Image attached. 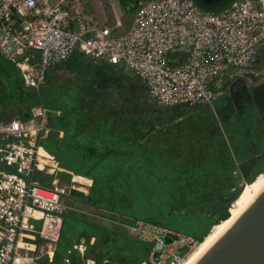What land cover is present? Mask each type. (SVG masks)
Wrapping results in <instances>:
<instances>
[{
    "label": "built area",
    "instance_id": "built-area-1",
    "mask_svg": "<svg viewBox=\"0 0 264 264\" xmlns=\"http://www.w3.org/2000/svg\"><path fill=\"white\" fill-rule=\"evenodd\" d=\"M84 5L0 0V54L24 85L39 91L51 69L70 57L131 70L158 107L210 104L227 94L233 78L264 79V0H230L218 10L195 0H144L120 33L86 21ZM49 132L39 104L26 118L19 112L0 118V264H34L40 245L49 264H109L113 247L84 238L70 237L59 258L66 195L87 185L82 174L56 164V147L51 154L40 150L50 145L43 142ZM37 171L52 175L50 186L34 179ZM128 226L151 243L150 264H180L198 243L142 218Z\"/></svg>",
    "mask_w": 264,
    "mask_h": 264
},
{
    "label": "rangeland",
    "instance_id": "rangeland-1",
    "mask_svg": "<svg viewBox=\"0 0 264 264\" xmlns=\"http://www.w3.org/2000/svg\"><path fill=\"white\" fill-rule=\"evenodd\" d=\"M142 1L85 0L82 11L86 21L110 33H118L134 17ZM195 1L201 7L215 9L230 0ZM263 63L264 58L260 64ZM89 64L95 66L81 62L62 77L52 75L47 86L53 98L59 94L70 106L76 103L71 129L97 133L110 145L111 154L97 158L96 154L87 157L78 152L76 157L70 152V146L62 142L60 154L56 152V164L94 178L106 202L105 207L111 212H119L127 219L147 218L173 233L193 239L203 238L210 230L205 237L208 240L223 224L224 221L218 224L215 221L223 216L226 204L238 203L240 195L235 199L236 190L245 184L252 185L253 181H246V178L260 168L258 158L263 157L264 161V105L245 103L239 105L240 109L229 100L224 105L212 102L188 106L182 109L189 115L187 132L182 133L178 126L171 131L164 130L157 118L158 106L142 82L140 87L127 77L128 84L125 80L121 82V78L110 79V74L118 73L111 68L105 69L109 75L104 73V77H99ZM20 76L18 68L0 54V118L11 115L17 108L15 101L19 90L14 84ZM236 78L230 81L228 88H232ZM8 79L12 86H8ZM39 105L45 110L43 102ZM64 113L65 109L60 106L51 118L58 119L59 114L63 116ZM62 135L60 131L59 138ZM97 147L96 151H101ZM41 150L51 154L49 150L52 149L41 146ZM60 174L70 176L64 171ZM51 178L52 175L42 171L34 173V179L45 187L50 186ZM74 197L76 194L66 195L69 206L63 213L60 241L71 235H81L82 230L87 237L103 236L102 226H95L93 221L87 220L86 213L71 208ZM231 206L232 213L235 207ZM82 208L86 206L83 204ZM112 232L115 264H150L149 241L122 226H113Z\"/></svg>",
    "mask_w": 264,
    "mask_h": 264
},
{
    "label": "trees",
    "instance_id": "trees-1",
    "mask_svg": "<svg viewBox=\"0 0 264 264\" xmlns=\"http://www.w3.org/2000/svg\"><path fill=\"white\" fill-rule=\"evenodd\" d=\"M21 75V74H20ZM16 83L14 84V87H17V89L19 90L18 92V97L17 100L15 101V103L17 104V108L12 112H19L24 118H26L29 114H30V109L32 106L37 105L39 103L44 104L45 110H46V114L48 116V118H46V123L48 125L51 126L50 128V132L47 135V137L43 140L44 143L46 144H50L47 147H50L49 153H53L55 152V147L57 148V152H59L62 150V146L61 143L62 142H66L67 146H70V152L74 153V156L77 157V155H75V153L81 152V154L83 156H93V154L97 155V158H101L103 155H110L111 151L109 150V146L105 140L100 139L99 135L97 133H84V132H77V130H72L70 127V123H71V117H72V112L75 110L76 108V103L73 104L72 106L69 105V101H65L66 99L63 97V95H59L55 96V98H53L51 95V89L47 86V84L43 85L39 91H36L35 89L24 85L23 80H22V76L18 77L16 80ZM6 82L10 85L8 86H12V82L8 80H6ZM60 93V92H59ZM57 101H59V104L56 103ZM258 104L263 106L264 105V99H258ZM76 102V101H75ZM60 106H62L63 109H65V113L63 116H61L59 114L58 119L56 118H51L54 116V111L57 110ZM9 116V115H8ZM56 120V123L52 122V120ZM62 131L63 135L61 138H59V132ZM85 138L86 141H84L83 139ZM83 141V142H82ZM53 145V146H51ZM83 146H87V149H82L80 147ZM97 146H103V147H97ZM107 146V147H105ZM96 147L101 150V151H96ZM74 159V158H73ZM93 160V159H92ZM95 160V159H94ZM70 165V164H69ZM68 165V166H69ZM258 165L260 166V168L255 169L254 172H252L251 177L246 178V181H253L255 178V176L264 169V161H263V157H259L258 158ZM86 169V167H85ZM239 189L236 190V194H235V199L238 196V192ZM234 199V200H235ZM231 202H228L226 204V210L223 213V216L220 218H217L215 223H221L224 220H227L230 218L231 216V210H228V208L231 206ZM229 211V212H228ZM142 219H146V220H150L147 218H142ZM152 221V220H150ZM154 222V221H153ZM214 223V224H215ZM109 232L108 237L106 238V240L102 241V244L105 246H112L113 249H115L114 246V242L112 239V233L110 230L107 231ZM210 230L207 232V234L204 235V237L202 238L201 236L197 237L196 239H199L200 242H202L205 237L207 235H209ZM62 234V233H61ZM80 235L78 236H70V237H76V239H80L79 238ZM66 239H62L61 241L59 240L58 242V246H57V252L59 257L61 258L63 256V250L65 248H67L69 246V238ZM61 239V237H60ZM89 241V240H87ZM94 243H98L96 240L94 241ZM109 243V244H108ZM115 252V251H114ZM110 254L109 257V264H115V260L117 259V257L115 256V253ZM114 254V255H113ZM96 256V254H95ZM34 264H38V263H34Z\"/></svg>",
    "mask_w": 264,
    "mask_h": 264
},
{
    "label": "crops",
    "instance_id": "crops-1",
    "mask_svg": "<svg viewBox=\"0 0 264 264\" xmlns=\"http://www.w3.org/2000/svg\"><path fill=\"white\" fill-rule=\"evenodd\" d=\"M226 4L227 3L223 4L222 6H219L218 8H215V9H217V10L222 9L224 6H226ZM204 8H206V7H204ZM132 19L125 24V26L122 28L121 32H124L128 29ZM118 33H120V32H118ZM81 62L93 63L95 66L90 65V64L89 65H90V67L92 66L93 68H95L94 72L96 74H98L99 77L100 76L104 77L103 76L104 73L109 75V73L106 72L105 69L111 68V69H114L118 73H116V74L113 73V75L110 74L109 75L110 79L117 77V78L122 79L121 82H123L124 80H125V82H127V80H128L127 78H129L132 81H134V83L138 84V86L141 87V85H142L141 81L138 79L136 74H134V72H132L131 70H129V69H127L121 65H111L108 63L98 62V61L89 62V61L82 59V58H79V57H70V58L63 60L61 63H59L57 66H55L54 68L51 69V71L48 74V79L52 75L54 77H56V76L62 77L64 75H66L67 73L71 72L72 70H75L74 65H76V64L80 65ZM84 73H86V72H84ZM127 84H128V82H127ZM142 86L145 87V89L147 90V87L145 84ZM187 107L188 106H186L184 104H180V105H176V106H172V107H158L157 118L160 119L159 120L160 127H162V129H164V130L168 129L169 131H171V130L175 129V127L178 126L177 128H179L182 133H186L189 115L186 114L187 113L186 110H182V109L187 108ZM170 146H173V145L171 144ZM184 146H186V144ZM84 177H85V181H86L85 184L87 185V191L86 192L77 191V192L70 194V195L76 194V197H74L75 200L73 201L72 204H70L72 206L71 208H73L78 213H82V212L86 213L87 220L93 221L94 222L93 224L95 226H98V227L102 226V229L105 230V233L103 236L100 235L98 237H95V236H88L87 237V236H85L86 232L84 230H82V233L79 236V238L81 237V238H84L86 240L93 241V242L96 240L98 243H100L103 240H106V238L108 237L109 232H107V231H109V230L111 232L113 231V226L117 225V226L129 228L128 224H130L134 219L123 218L124 215L119 214V212H115V211L111 212L108 207H105L106 202L103 201L101 193H99V191L97 190L99 187L98 183H96L94 178H92V177H86V176H84ZM90 188H91V190H93L92 195H95V196L92 197V195H88L87 197H85V194L90 193V191H91ZM89 196H91V197H89ZM81 198H84V200H86V202L84 200H82ZM83 204L86 206V209L82 208ZM68 206H69V204H68ZM131 218H133V217H131ZM94 228H96V227H94ZM106 228H108V229H106ZM114 253L116 255V252H114ZM51 260H52V258H50V256L47 255V253L45 252V246L40 245L39 251H38L37 257H36V263H38V264H49V263H51Z\"/></svg>",
    "mask_w": 264,
    "mask_h": 264
},
{
    "label": "water",
    "instance_id": "water-1",
    "mask_svg": "<svg viewBox=\"0 0 264 264\" xmlns=\"http://www.w3.org/2000/svg\"><path fill=\"white\" fill-rule=\"evenodd\" d=\"M191 264H264V183Z\"/></svg>",
    "mask_w": 264,
    "mask_h": 264
},
{
    "label": "flooded vegetation",
    "instance_id": "flooded-vegetation-1",
    "mask_svg": "<svg viewBox=\"0 0 264 264\" xmlns=\"http://www.w3.org/2000/svg\"><path fill=\"white\" fill-rule=\"evenodd\" d=\"M258 99H264V79L247 82L243 77L236 78L232 82V88H228L227 94L214 102L224 105L232 100L234 106L241 109L242 104L248 106L258 104ZM246 186V184H245Z\"/></svg>",
    "mask_w": 264,
    "mask_h": 264
},
{
    "label": "bare ground",
    "instance_id": "bare-ground-1",
    "mask_svg": "<svg viewBox=\"0 0 264 264\" xmlns=\"http://www.w3.org/2000/svg\"><path fill=\"white\" fill-rule=\"evenodd\" d=\"M41 150V149H40ZM264 183V171L260 173L254 180L251 186H240L239 191L237 192L240 195L238 203H232V209L235 207L233 212L231 213L230 218L243 206V204L255 193V191ZM237 203V206H236ZM229 210L230 207H229ZM229 218V219H230ZM224 220L223 224L218 226V230L214 232V234L208 239L203 240L202 242H198L197 245L190 251L189 255L180 263V264H191V262L195 259V257L203 250V248L209 243V241L221 230V228L225 225V223L229 220Z\"/></svg>",
    "mask_w": 264,
    "mask_h": 264
}]
</instances>
